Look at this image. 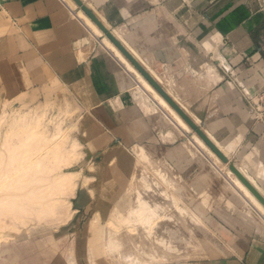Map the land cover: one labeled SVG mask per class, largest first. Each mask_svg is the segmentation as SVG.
<instances>
[{"label":"crops","instance_id":"0c3cea01","mask_svg":"<svg viewBox=\"0 0 264 264\" xmlns=\"http://www.w3.org/2000/svg\"><path fill=\"white\" fill-rule=\"evenodd\" d=\"M69 1L73 6L67 0H0L3 60L16 59L27 68L30 83L40 84L33 94H45L53 78L64 86L76 109L88 112L82 115L89 116L82 121L84 130L91 123L98 129L97 148L112 149L109 133L122 140L118 128L128 132V124L137 120H142V133L150 126V136L144 133L142 140L151 137L167 124L159 110L166 108L143 81L142 96L136 98L137 74ZM82 2L210 140L264 189V113L257 118L247 102L248 94L264 88V0ZM155 106L157 112H151ZM164 136L170 142L176 137ZM185 164L189 171L181 174L191 179L200 163L188 152L173 161L180 165L177 170ZM226 227L231 225L218 228ZM232 227L234 233L220 232L229 246L226 254L197 264H264V235L257 226L243 222Z\"/></svg>","mask_w":264,"mask_h":264},{"label":"rangeland","instance_id":"374dc122","mask_svg":"<svg viewBox=\"0 0 264 264\" xmlns=\"http://www.w3.org/2000/svg\"><path fill=\"white\" fill-rule=\"evenodd\" d=\"M67 1L69 2V4H71V6H73L69 0ZM76 8L78 9L79 7L76 6ZM100 34L104 36L103 33ZM1 52L2 51L0 49V155L2 156V158L0 156V160L2 163H5V161H7L6 167L8 166L9 167L11 166L12 168L16 167V171L13 170V173H8V174H2L0 172V195L1 196L6 195V197L12 199L22 198L24 200H19V201L26 202L25 201L26 194L35 193L36 195V193H38L39 195H36L38 197L37 199L41 200V196L43 195L42 190L44 191L47 190L48 192L49 189V188L47 189L48 185H46V182L47 184H49L48 182H50L52 178L53 180L57 179L59 178L58 176L62 174V176L58 180L59 189L52 190L54 194L52 193L48 197H51L53 195L54 198L56 197L61 198L60 203L62 207H60L61 205H59L60 208L57 206L58 208L57 212L59 213L66 212L65 214H60L61 218L62 217L64 218L66 214L68 217H66L67 219L62 220L65 222H62L61 220H60L61 222L60 221L58 222L59 219H57V221L55 219L58 218V216L55 215L52 218L53 219L52 221L50 220L51 218L42 216L40 213H38V211L29 212V210H31L30 208L31 204L27 202H26L27 206L23 204L25 208H23L22 205L18 206L19 204L12 205L14 206V209L12 207L13 210L15 209L18 210H15V214L14 212L11 213L12 214L11 216L9 215L10 213L6 215V212L10 211L11 207L10 208L8 207L7 209L6 208L7 205L4 200V202L2 203H5L6 209L4 207L3 208L7 211H5V213L4 211H2L3 214L0 212L1 213L0 214V264H53V262L55 264H197L201 262H207L211 258H215L216 256L219 257L220 255L222 256L226 254L225 251L226 246L227 248L229 246L224 244L225 238H221L222 236L220 232L223 233L224 231L228 230L227 232L230 231L234 233L235 229L232 226H235L236 224H242L244 222V224L249 225L251 227L252 225L257 226V232H260L264 235V219L263 218L261 219V216H259L256 213L257 208L254 206L255 209L249 211L248 209H252L254 207L249 208L250 206L246 204L245 206L239 205L238 207H236V205L234 206L230 205L233 204L230 202L231 200L230 201L228 200L229 204L226 202L224 196H229L230 192L227 189L226 191L224 186L222 187V185H224V183H231L230 177L228 176L226 171L220 166L219 162H218L219 165L217 164V161L213 159L211 154L209 156L205 151L204 153L202 149L200 148L198 149L194 146L195 142L193 143L194 140L190 137L188 133V131L190 130L186 131L183 129L181 132H179L178 129L175 126H173V122L170 119L169 111L161 107L159 110L165 112V114L167 115L165 116V114H162L164 120L163 123H167V124H165V126H162L161 128L159 127V129H157L156 132H152L153 135H151V137L144 138L143 140H141V143L143 142V145L146 147L152 146L153 147L152 152H154L155 154L153 156L154 159L157 160L160 156L158 161L165 162L164 164L165 166L164 165L162 166L160 164L150 165V169L147 171V173L149 172L148 176L150 174L152 175H150L148 178L154 179L155 176L153 175V170L158 167L162 169L163 172L166 169L165 172L168 174L166 176L168 177L169 176L171 177L172 175L175 176L174 172H177L176 171L177 167L175 166V168H173L172 170L171 169L172 167L168 166L167 163L170 161L166 157V152L169 148H172L173 146L178 145L181 142L187 144V146L190 148V149L188 148L187 150H189L191 153L196 152L198 156H201L204 159V162L202 164L204 163L205 164L202 165L201 170L203 171L201 172L208 174L209 172L211 173L210 174L211 176L209 175L211 178L209 179V183H208L210 185H207V187H205L206 189L205 193L208 202L206 205L208 213L206 215L210 216L211 220L210 221L208 220L206 222H202V221L200 222V224H203L205 226L204 231L206 232V235H202L198 231L195 232V230H193L192 233L190 232L192 237L188 235V239L193 238L195 241H197L196 240L197 236L198 237L200 235L204 236L203 238L202 236L200 237L201 239H203V241L198 238V241L202 243L200 245L204 244L202 246V248L203 247L204 248L202 249L201 246H199L200 249L198 248L199 249L198 250L197 249L199 245L198 241L197 244L194 242V240L192 241V239L189 240V242H187V244L191 243V241L193 243V244H188V248H187V244L180 243L181 244V245L179 244L180 249L184 244L186 245L184 246V248L186 247L187 249L186 248L185 249L182 248L184 250L181 249L182 251H184V255L181 254L182 256L179 255L178 253L175 254L174 252H172V254H175V256L178 255L177 259L175 258L174 255H171V252L170 253L165 252V253L167 254L169 253L167 256L172 258L168 259V257H164L163 259L162 258L158 259L157 256H153L156 254L155 253L156 251L154 250H153L154 254L151 253L152 255H150L152 257L147 256L146 254H143L145 255L143 257L142 254L132 255L131 253L128 252L125 253L124 247L121 246L123 245L122 242L120 244L117 243L118 247L115 248V251L110 253L108 252V250L105 251L106 246L104 245L105 244L104 239L107 236L106 231L108 229V226L116 227V224L118 222L115 219V217L111 215L110 210L112 208V204L109 206L108 211L107 210L102 211V209H99L100 206L98 207L97 205L94 206V202L97 197V191L94 189L95 187H93V185L95 184V182L98 181L97 176L95 175L98 169V162L102 160V157L108 151V148H102L101 150L99 148L90 147L93 139L95 138V135H97L96 131H98V129L91 123L90 126H88L86 130H84L82 121L83 119L89 118V116L83 117L82 115L87 114L88 112H86V110L84 111V110L76 109V102L68 99L69 95L66 94V91H64L65 90L64 86H60L52 77L53 79H51L50 87L49 89L46 90L45 94L41 92H39V94L38 93L33 94L32 90H35V88H37V86H39L40 84L30 83L29 79L27 78L29 76V71L27 70V68L20 66L19 61H16V59L3 60L4 54ZM37 73L38 72H35L34 75H36ZM36 79L38 78L34 77V80ZM21 80L24 81L28 80L29 83L26 82V84L24 83L20 85ZM135 83L136 84L133 86V91L137 92L136 98H139L140 96H142V90L139 89L138 87L139 83H137V81ZM169 132H172L174 135H176V138H174V140L171 142L162 139V136L166 135ZM110 135L111 138L113 139L115 138V139L114 141L113 139L109 140L111 141L109 147L113 146L116 149L117 147L122 146L126 151V154L132 159L133 163L137 164L139 159L136 153L134 152V150L132 148L124 147L123 146L124 144L120 138H116V136L109 133V136ZM27 136H30V138L27 139L29 140L28 143L27 141H25V137ZM18 139L19 141L24 140L26 142V144L24 143L25 145H23L22 143V146L24 147L20 146L21 141L19 142ZM6 143H9L11 145H8ZM12 144L16 145L14 146V148H18V149L16 150L14 149L16 155L15 157L17 158H13V160L10 162V158L7 157V155L9 153L8 148L10 146H13ZM159 144L160 146H158ZM27 145L29 146L28 149L26 148ZM22 150L23 152H21ZM4 154H6V156H4ZM38 154H40L44 159H41V157ZM112 155L113 156L111 158H108L109 160H107L108 161L107 167H111V165L118 159L116 154H112ZM182 155H186V153H183ZM20 156L22 157L20 158ZM30 156L32 157L34 156V158L37 157L39 158V160L37 158H36L37 160L34 158L32 159V157ZM7 158L9 159V162ZM29 159H31V161ZM19 160L21 163H23V166L22 168L20 167L19 170L17 171L19 166L18 164H20ZM210 165L212 167H210ZM4 166L1 165L0 167H4ZM136 168L138 167L136 166ZM208 168L211 169L212 171L211 170L209 171ZM213 171L214 173L216 172L218 174L216 173L213 174ZM56 174H58L57 177L53 176ZM123 175H124L123 173L122 174L118 173L115 176L114 175L110 176L111 180H113L115 183L118 184L117 188L121 186L120 183L122 181L120 179L124 177ZM45 176L47 178L49 176L50 178L43 179L46 178ZM88 176L90 177L93 176L94 178H90L89 181L85 182L84 180L86 178L84 179V177H88ZM132 181L134 184L133 186H135L133 191L136 193H142V189H143L142 182L144 180H142L140 173L139 174L137 173V175H135L132 178ZM19 182L21 185L23 184L24 187L23 190L16 189L17 187L16 184H18ZM188 182L191 183L190 181ZM220 182L222 183V185H220L221 184ZM42 185H44L43 188L45 187L46 188L42 189ZM127 185H128L127 182H124L122 191H125L124 189H126L125 187H127ZM163 185L165 184L154 185L152 188L153 189L155 188V190L159 192V190L161 191L167 188L165 187L166 185L165 186ZM7 187L12 188L10 192L7 191L6 189ZM5 189L7 192L3 191ZM93 189L95 192H93ZM189 190L190 189L188 190L184 189V191L190 192ZM9 193L12 194L10 195ZM53 196L51 198H53ZM165 197H163L165 198L164 199L165 201L164 200L163 201L166 203L167 207H165L164 211L166 213L168 212L167 214L170 215L171 219L172 216H174L176 213L179 214V212L180 214H182V217L184 218V221H182L183 218L179 216L180 214L179 215L176 214L173 217L172 221L178 219L180 223L182 222L181 225L188 224L187 222L188 213L189 215H191V213L194 214L193 212H190L191 209H189L190 207H188L191 204L187 205L186 201L179 200L178 204H180L181 209L183 211L182 212L180 210H176L177 209L175 208L176 205L171 201L170 202L168 201L169 197L167 195H165ZM37 199L34 198L35 201ZM221 199H223V203L220 202ZM132 200L133 198H131V201ZM166 200L168 201V204L169 203L171 204V205L169 204L171 207L167 204ZM129 202H127V196H126V198L120 200L119 205L123 207V205L125 204L127 205ZM183 202H185L187 206H185ZM16 206L17 208H15ZM172 206L174 207V209H171ZM20 207L26 210L22 211L23 209ZM191 208L192 209L194 208L196 210L193 204L191 205ZM20 210L23 213L20 212L19 214ZM238 210H241L245 215H248L249 218H246L241 214H239ZM54 212H56V210ZM13 214L15 215V217L13 216ZM24 215L28 216L29 218L28 220L26 219L27 220L26 222H25V217H23ZM9 216L11 218H9ZM177 216L180 217L181 221L179 220V218H177ZM30 219H34V220L29 221ZM110 221L113 224L109 223ZM171 224L173 223L171 222ZM220 225L222 226L231 225V227L230 228L226 227L227 230L223 228H220L219 230L218 227ZM120 226L119 227L121 229L118 227L117 228L114 227L115 228L114 235L116 236L114 237L115 239L117 238L118 241H121L120 237L124 236L125 234L123 233L124 232L123 227L125 228L124 224ZM125 230H127V228H125ZM133 230H131L130 233L135 236L136 229ZM97 231H99V234L102 236L101 239L99 240V248H100L99 252L101 255L99 254L97 255L95 246L89 242L90 235L94 236L95 234H97ZM197 232L200 234L198 235ZM116 234L119 236H117ZM194 234H196L195 235L196 237L193 236ZM141 238L145 239V237L142 236ZM208 238H210L211 240ZM143 241L146 242L145 240ZM206 246L207 248H205ZM148 248L150 249V247L148 246L146 247L147 251L151 252L152 248L150 249L151 251H149ZM190 249H192V251ZM201 249L204 251H202ZM122 251L123 253H121ZM190 251L191 252L196 251V253H198L199 251L200 252L198 253V255L195 253L194 255H192L193 253H191ZM186 253H188L187 256L189 255L190 258L189 257L185 258L187 257L185 255ZM136 255H140L139 257L142 259L138 258ZM183 256H184L183 259L179 258Z\"/></svg>","mask_w":264,"mask_h":264},{"label":"bare ground","instance_id":"6f19581e","mask_svg":"<svg viewBox=\"0 0 264 264\" xmlns=\"http://www.w3.org/2000/svg\"><path fill=\"white\" fill-rule=\"evenodd\" d=\"M79 12H80V15L83 16L85 18L86 22L91 26V28H92V30L94 32H96L98 34L103 33L102 30L84 13V11L81 8H80ZM104 40L106 42V45L109 46L110 48H112L113 51L116 54H118V56H120V58L125 62L126 66L128 68H130L131 70H133L135 72V74H137V76L139 77V81L141 83L140 86H138V87L142 90V81H143V84L150 90V92L154 95L155 99L160 103V105L159 104L158 105L159 106H164V108L168 109L171 112L170 116L174 120L173 126H175L178 129L179 132H181L183 129L184 130H190L191 131V135H192V139L194 140L193 143L195 142L194 143V146L196 148H198V149L199 148L202 149V151L203 152L205 151L209 156L211 154L212 157H213V159L217 161V164H218V162L220 163V166L226 171V173L228 174V176L230 177V180H231V183H224V185H222L221 182H220L221 184L219 183L220 185H222V187L224 186L225 190L227 189L230 192V195L229 196H224L225 197L224 199L226 200V202L228 203L231 200L230 202L233 203V204H230V205H233V206L236 205V207H238L239 205H244L245 206V204L248 205V206H250L249 208L255 206L257 208L256 209L257 210L256 213L259 216H261V219L262 218L264 219V206L250 192V190L236 177V175L229 169L228 164L227 163H224L218 157V155L202 140V138L174 110V108L172 106H170V104L163 98V96L150 83H148L145 79L142 78L143 75L135 68V66L132 63H131L132 65L129 63L128 59L126 57H124V55L122 54V52L117 48V46L111 40H109L107 38V36L104 38ZM140 103H141V106H142V104H144L146 106V103H147L146 98L140 100ZM158 108H159L158 106H155L153 109H151L152 110L151 112H157ZM137 118H140V117H137ZM142 125H143L142 124V120H137V121H133L131 124H128V132L127 131H124V129L121 128V127H119L118 130H117V132L119 133L118 135L122 138V142L124 144L123 146L124 147H127V148H132L134 150V152L136 153V155H137V157L139 159V161L137 162L138 165L135 164V163H133L132 159L126 154V151L124 150V148L122 146H120L121 148L120 147H117L116 149L114 147L112 149L109 148L110 151L108 152V154L104 155L102 157V160L100 162H98V169H97V172L95 174L97 176L98 181L95 182V184L93 185V187H95L94 189L97 191V197H96V200L94 202V206H96V205H97V207L100 206L99 209H102V211H105V210L108 211L109 206L112 204V208H111L110 212H111V215L113 217H115V219L118 222L116 224V227L115 226H108V229L106 231V235L107 236L104 239L105 240V244L104 245L106 246L105 251L108 250L109 253L115 251V248L118 247L117 246V243L120 244L122 242L123 245H121V246L124 247L125 253L128 252V253H131L132 255H134V254H142V255L143 254H146L147 256H150V255H152L151 253L154 254V251H156L155 252L156 254L153 255V256H157L158 259H161V258L163 259L164 257H168L167 255L170 252H171V255H174V256H175L176 253H178L179 255H181V254L184 255V251H182V250H184L186 248V247L184 248V246H186L185 244H187V242H189V240H191V239H192V241L194 240L193 238L188 239V235H190L192 237V235L190 234V232L192 233V231L195 230V232L198 231L202 235H206V232L204 231L205 230L204 229L205 226L203 224H200V222L201 221L202 222H206L208 220L209 221L211 220V217L208 216V215H206L208 213L207 212V208H206V205H207L208 202H207V197H206V193H205V190H206L205 187H207V185H210L208 183H209V179L211 178L210 177L211 176L210 175L211 173L209 172V174H208V173L201 172V171H203V170H201V167H202V165L205 164V163L202 164L204 162V159L201 156H198V154H196V152L195 153H191L189 150H187L189 148L187 146V144H184V143L181 142L178 145H175L172 148H169L167 150L166 157L170 161V162L167 163L168 166L172 167L171 169L173 170V168H175V166L173 165V161L176 158H179V155H181V154L186 153V152L189 151L188 153L191 154L192 156H194L197 159V161L200 163L199 164V172L198 173H195L192 176L191 179H186L185 176L181 174L182 171L187 170V168H186L187 165L185 164V166H182V168H183L182 170L178 169V170H176L177 172H174L175 173V176L172 175L171 177L170 176L168 177V176H166V175H168L165 172L166 169L163 172L162 169H160L158 167V168H155L153 170V175L155 176V177L153 176L154 179L148 178L150 175H152V174H150L148 176V173L149 172L147 173V171L150 169V165L160 164V165L163 166L165 164V162L158 161V159L160 158V156H159V158L157 160L154 159L153 156L155 154H154V152H152V148H153L152 146L151 147L150 146L149 147H146V146L142 145V143H141L142 134L145 133V132L142 133ZM61 126H62V124H61ZM59 129H60V127H59ZM149 129H150V126L148 125V128H147V131L148 132L146 131V133L144 135L148 134L150 136ZM134 130H136L138 132L133 133ZM33 132H35V131H33ZM169 134L170 133H168V135ZM171 134H172V132H171ZM97 135H98V133H97ZM31 137H33V136H31ZM164 137H163V139H164ZM174 137L175 136H173V138ZM29 138H30V136L25 137V141H27V143L29 142V140H27ZM22 139H24V138H22ZM165 140L170 141L171 138H170V140L165 138ZM18 141H19V139H18ZM25 141L24 140L21 141V145H20L21 147H24V146H22V143H23V145H25L26 144ZM213 141L218 146H221L222 145L217 140V138L215 136H214V140ZM30 143H31V141H30ZM6 144L11 145L9 143H6ZM28 145L26 146L27 149L29 147ZM14 146H16V145L10 146L8 148V152H9L8 155L9 156L7 155V157L10 158V162L13 160V158H17V157H15L16 156L15 155V150L18 149V148H14ZM97 146H100V144L94 138L93 141H92V144L90 145V147L91 148H97ZM4 147H5V145H4ZM26 148H25V150H26ZM6 149H7V147H6ZM21 152H23V150ZM6 154H4V156H6ZM111 154H116L118 159L111 165V167H107L108 166L107 165L108 164V161H107V158L106 157L107 156L108 157L111 156ZM225 154H227V153H225ZM20 155H22V154H20ZM36 155H34V156H36ZM38 155L41 157V159H44V158H42V156L40 154H38ZM34 156L33 157L30 156V157H32V159H33ZM21 157L22 156H20V158ZM1 158H2V156H1ZM36 158H34V159H36ZM37 159L39 160V158H37ZM7 160L9 162V159L8 158H7ZM29 160L31 161V159H29ZM14 161H16V160H14ZM6 162L7 161H5V163H2L1 160H0V164L2 166H4V164H5L4 167H0V172L2 174L13 173V170L16 171V167H14V166H13L14 168H12L11 166L10 167L8 166L9 168L6 167V165H7ZM19 162H20V160H19ZM26 162H28V161H26ZM141 163H142V165H141ZM18 165L19 166H18L17 171L19 170L20 167L22 168L23 163L20 162V164H18ZM135 165L138 168H136ZM206 165H208V164H206ZM235 165L250 180V182L264 195V189L262 187H260L255 182V180L245 171V169L242 166L237 165L236 163H235ZM162 166H160V167H162ZM176 167L178 168L179 166L176 165ZM210 167H212V166L210 165ZM221 167H219V168H221ZM210 170L211 169H209V171ZM187 171H189V170H187ZM118 173H120V174L123 173L124 174L123 175L124 177L122 179H120L122 182L120 183L121 186L119 188H117V185L118 184L115 183L110 178L111 175H114L115 176ZM137 173L138 174L140 173V175L142 177V180H144L142 182L143 183L142 193H136V192L133 191V189H134L135 186H133L134 184H133L132 178L135 175H137ZM215 173L213 171V174H215ZM216 174H218V173H216ZM57 175L58 174L53 175V176H56L57 177ZM61 176H62V174H60V176H58V177L60 178ZM49 178L50 177L48 176V178L46 177V178H43V179H49ZM59 178L54 179V180L52 178V180H50V182H48L49 184H47V182H46V185H48L47 189L48 188L49 189H48V192H47V190L46 191L42 190L43 195L41 196V200L40 199H37L38 197L36 195H39L38 193H36V195H35V193H30V194H26L25 195L26 196L25 197V201L27 203L31 204V207H30L31 210H29V212L30 211H34V212L38 211V213H40L42 216L51 218L50 220H52V221H53L52 218L55 215L58 216V218H55L56 221H57V219H59L58 222L60 220L62 221V220L67 219L66 218V217H68L67 214H66V216H64V218L63 217L62 218L60 217V214H65L66 212L65 213H59V212H57V209H58L57 206L59 207V205H61V203H60L61 202L60 201L61 198H58V197L54 198L53 195H52L53 198H51L52 196L51 197H48L50 194H52V193L54 194V192L52 190L59 189V186H58V180H59ZM90 178H94V177L93 176H91V177L90 176L84 177V179H85L84 181L85 182L86 181H89ZM188 181H190L191 183H189ZM124 182H127L128 185H127V187H125L126 188V189H124L125 191H122L123 190V186H124ZM153 184L154 185L165 184L166 186L165 185H163V186H165L167 188L164 189V190H161V191L159 190V192H158V191L155 190V188L154 189L152 188L154 186ZM16 185H17V187H16L17 190H23L24 189L23 184L21 185L20 182L18 184H16ZM44 185H45V183H44ZM44 185H42V189H45L46 188V187L43 188ZM116 188H117V190H116ZM6 189H7V191L10 192V190L12 188L11 187H9V188L7 187ZM6 189L3 190V191L5 192ZM13 189H15V188H13ZM36 189H34V190H36ZM94 189H93V192H95ZM184 189L185 190L190 189L189 190L190 192L184 191ZM181 190H183V191H181ZM6 194H8V193H6ZM9 194L11 195L12 193H9ZM165 195H167L169 197L168 198V201L169 202L171 201L172 203H174L176 205V207H175V208H177L176 210L182 211L180 204H178L179 200L186 201L187 202V205L188 204H191V205L193 204L195 206L196 210L194 208L192 209L191 208V205L188 206V207H190L189 209H191L190 212H193L194 213V214L191 213L192 216L189 215V213H188V215L186 214L187 215V218H188L187 219L188 220L187 221L188 224L185 225L183 223L184 225H181L182 222L180 223L178 221V219H176L175 221L174 220L172 221L173 217L177 213L174 216H172V219H171L170 215L167 214L168 212L166 213L164 211L165 207H167L166 206V203L164 202L165 201L164 199L166 198ZM126 196H127V202H129V201L130 202L127 205L125 204V205H123V207H121L119 205V202H120L121 199L126 198ZM47 197H48V199H47ZM163 197H165V198H163ZM7 198H9V197H6V195H4V196L3 195L2 196L0 195V207L2 206L0 208V212L2 214H3L2 211H4V213H5V211H7L5 209L6 208L8 209V207L9 208L11 207L10 209L13 210L14 209V206H12V205H14V204L15 205H18L19 204L18 206L22 205L23 208H25L23 204H25L27 206L26 202L19 201V200H24L22 198L21 199H17V198H15V199H12V198L7 199ZM34 198H36L38 201L37 200L35 201ZM131 198H133L132 201H131ZM4 200H5V203L7 205L6 208H5V203H2V202H4ZM33 201H35V202H33ZM168 201H167V204H168ZM7 202H9V203H7ZM220 202L223 203V199H221ZM183 204L185 206H187L185 202H183ZM12 207H13V209H12ZM22 207H20V208H22ZM60 207H62V205ZM188 207H187V209H188ZM255 207L252 208V209H248V210L249 211L254 210ZM15 208H17V206ZM171 209H174V207L172 206ZM15 210H18V209H15ZM15 210H13L11 212L10 211L6 212V215L8 213H10L9 215L11 216L12 215L11 213H13V212L15 214ZM24 210H26V209H23L22 211H24ZM55 210H56V212H54ZM169 211H171V210H169ZM20 212H21V210L19 211V214H20ZM27 212H28V210H27ZM21 213H23V212H21ZM238 213L241 214L242 216L246 217V218H249V216L248 215H245L241 210H238ZM14 214H13V216L15 217ZM179 214H180V212H179ZM179 214H177V215H179ZM68 215H70V214H68ZM1 216H3V215H1ZM10 216H9V218H11ZM61 216H63V215H61ZM179 216L182 217V214H180ZM16 217H19V216H16ZM23 217H25V222L29 219L28 216H25L24 215ZM180 217L177 216V218H179V220H180ZM17 219H19V218H17ZM185 219H186V217H185ZM31 220L33 221L34 219H30L29 221H31ZM249 220H251V219H249ZM182 221H184V218H183ZM62 222H65V221H62ZM171 222L173 224H171ZM109 223H111V221ZM111 224H113V223H111ZM123 224H124L125 228H127V230H125V228L122 226L123 227V230H124L123 233H125V234H124V236L120 237L121 238V241H118L117 238L115 239L116 236L114 235V229L117 228V227L120 228L121 227L120 225H123ZM11 227H13V226H11ZM133 229H136L135 230L136 231V235L135 236L130 233V231L133 230ZM126 231H127V233H126ZM200 233H198V235ZM227 233H229V232H227ZM196 234H194L193 236H195ZM202 235H200L199 237L197 236V239L196 240L198 241V238L201 239L200 237ZM117 236H119V235H117ZM141 236L142 237H145V239L144 238H141ZM101 237L102 236L99 234V231H97V234H95L94 236L93 235L92 236L90 235V237H89V239H90L89 242L95 246V249L97 251V255L98 254L101 255L100 252H99V250H100V248H99V240L101 239ZM203 237L204 236H202V238ZM207 237H208V235H207ZM142 239L145 240L146 242H144ZM208 239H210V238H208ZM201 240L203 241V239H201ZM192 241H191V243H188V244H193ZM197 241L194 240L195 243H197ZM205 242H207V241H205ZM180 243H182V244L185 243L184 245H182V248H184V249L181 248L182 250L179 247V244ZM198 243H199V245H198L197 249L198 248L200 249L199 246H201V248H202V246L204 244L203 245H200V244H202L200 241H198ZM188 244H187V248H188ZM195 245H194V247H195ZM206 245H208V244H206ZM147 246L150 247V249L152 248V251L148 248V250L151 251V252H148L147 251V249H146ZM205 248H207V246ZM192 249H190V250L192 251ZM202 251H204V250H202ZM165 252H169V253L167 254ZM172 252H174L175 254H172ZM121 253H123V251ZM188 253H186L185 255L187 256ZM191 253H193L192 255H194V253L198 255V253H196V251L191 252ZM136 256L138 258H140L139 257L140 255H136ZM144 256L145 255H143V257ZM177 256H175L176 259H177ZM150 257H152V256H150ZM150 257H148V258H150ZM188 257L190 258L189 255L187 257H185V258H188ZM170 258H172V257H168V259H170ZM179 258L180 259L181 258L183 259L184 256L183 257H179ZM140 259H142V258H140ZM140 259H138V260H140ZM53 264H55V263L53 262Z\"/></svg>","mask_w":264,"mask_h":264},{"label":"water","instance_id":"95a60500","mask_svg":"<svg viewBox=\"0 0 264 264\" xmlns=\"http://www.w3.org/2000/svg\"><path fill=\"white\" fill-rule=\"evenodd\" d=\"M78 7L102 30V32L117 46L124 56L135 66V68L145 77V79L163 96V98L174 108V110L185 120V122L202 138V140L218 155V157L228 164L229 169L236 177L250 190V192L264 206V195L250 182V180L237 168L233 160H230L201 130V128L182 110V108L168 95L162 86L152 77V75L136 60V58L121 44L112 32L96 17V15L82 2L73 0Z\"/></svg>","mask_w":264,"mask_h":264},{"label":"built area","instance_id":"2783aa9c","mask_svg":"<svg viewBox=\"0 0 264 264\" xmlns=\"http://www.w3.org/2000/svg\"><path fill=\"white\" fill-rule=\"evenodd\" d=\"M247 102L254 106L256 117L262 118V114L264 113V88L254 95L248 94Z\"/></svg>","mask_w":264,"mask_h":264}]
</instances>
